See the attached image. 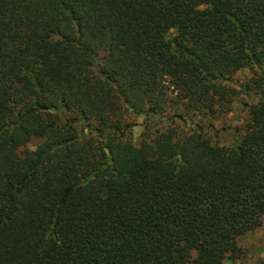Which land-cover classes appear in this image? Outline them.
I'll list each match as a JSON object with an SVG mask.
<instances>
[{
  "label": "trees",
  "instance_id": "16d2710c",
  "mask_svg": "<svg viewBox=\"0 0 264 264\" xmlns=\"http://www.w3.org/2000/svg\"><path fill=\"white\" fill-rule=\"evenodd\" d=\"M263 218L264 0H0V264H231Z\"/></svg>",
  "mask_w": 264,
  "mask_h": 264
},
{
  "label": "rangeland",
  "instance_id": "374dc122",
  "mask_svg": "<svg viewBox=\"0 0 264 264\" xmlns=\"http://www.w3.org/2000/svg\"><path fill=\"white\" fill-rule=\"evenodd\" d=\"M250 75V71L247 68H243L232 76L231 85L239 89L240 93L231 105L228 113L217 120L201 121L204 134L209 138L211 143L228 147L237 142L238 138L242 135L244 127L248 122V106L254 104L257 100L256 95L249 92L246 94L241 91L242 86ZM209 123H212V127L208 125ZM141 130L142 117H138L136 124L131 129L132 136L136 138ZM36 142L33 139L29 142L28 146L32 148ZM238 246L241 248L242 256L231 264H254L257 260L264 257V218L258 228L238 240Z\"/></svg>",
  "mask_w": 264,
  "mask_h": 264
}]
</instances>
